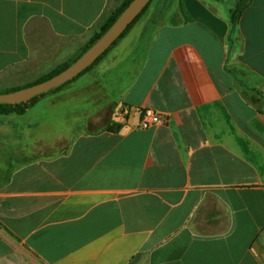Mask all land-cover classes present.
Instances as JSON below:
<instances>
[{
	"label": "crops",
	"instance_id": "0c3cea01",
	"mask_svg": "<svg viewBox=\"0 0 264 264\" xmlns=\"http://www.w3.org/2000/svg\"><path fill=\"white\" fill-rule=\"evenodd\" d=\"M246 1L233 25L240 0H154L29 109L17 145L56 151L9 162L0 264H264V0ZM121 2L0 0V77L74 59Z\"/></svg>",
	"mask_w": 264,
	"mask_h": 264
},
{
	"label": "rangeland",
	"instance_id": "374dc122",
	"mask_svg": "<svg viewBox=\"0 0 264 264\" xmlns=\"http://www.w3.org/2000/svg\"><path fill=\"white\" fill-rule=\"evenodd\" d=\"M121 4L122 2L120 5ZM120 5H118V7ZM70 61H73V59ZM51 70L53 69L43 68L37 63V61L29 62L22 67L14 68L4 76L0 77V92L12 88L24 87L34 83ZM41 116H43L42 111L36 113L32 110H28L22 116H0V184L4 182L6 176H8L15 166V164L9 163L11 160L16 159L19 161L20 159H34L43 155H52L56 151L55 149L40 148L38 145L36 148H31L28 152L17 145L21 144L28 147L34 145L35 132L28 131V125L32 124L33 121L38 120ZM13 124L18 126L14 130H19V132L9 131L8 133L5 127L12 126ZM22 129L23 131H21ZM21 135L24 136V138H20Z\"/></svg>",
	"mask_w": 264,
	"mask_h": 264
},
{
	"label": "water",
	"instance_id": "95a60500",
	"mask_svg": "<svg viewBox=\"0 0 264 264\" xmlns=\"http://www.w3.org/2000/svg\"><path fill=\"white\" fill-rule=\"evenodd\" d=\"M152 0H133L107 32L67 69L53 78L15 92L0 94V104H21L76 78L100 58Z\"/></svg>",
	"mask_w": 264,
	"mask_h": 264
},
{
	"label": "trees",
	"instance_id": "16d2710c",
	"mask_svg": "<svg viewBox=\"0 0 264 264\" xmlns=\"http://www.w3.org/2000/svg\"><path fill=\"white\" fill-rule=\"evenodd\" d=\"M133 0H123L122 4L115 8L114 10H111L106 14V16L102 19L100 24L98 25L97 29L95 30L93 36L91 37L90 41L83 47L82 51L73 59V61H68L66 63H63L59 65L58 67L54 68L47 74L43 75L40 77L36 82L31 83L27 86L24 87H18V88H12L9 90H6L4 92H0V94H6V93H11L18 91L20 89H25L27 87L36 85L38 83L47 81L54 76L58 75L65 69H67L70 65H72L84 52H86L91 46H93L106 32L107 30L115 23V21L119 18V16L123 13V11L129 6V4ZM152 2V1H151ZM151 2L146 6V8L143 10V12L135 19V21L126 29V31L120 36V38L100 57L98 58L89 68H87L83 73L78 75L76 78L68 81L67 83L58 86L56 88L51 89L47 93H43L41 95H38L31 99L28 102L21 103V104H0V116H22L24 115L30 108L34 107L35 104L45 95L49 93H54L62 90L65 86L69 85L72 83L74 80L78 79L85 73L89 72L91 69H93L95 66L99 64V62L118 44V42L126 36V34L131 30V28L134 26V24L143 16V14L147 11L149 8ZM247 7V1L246 0H240L238 3L235 11L233 12V17H232V24H236L241 17L244 9ZM112 129V128H111Z\"/></svg>",
	"mask_w": 264,
	"mask_h": 264
},
{
	"label": "built area",
	"instance_id": "2783aa9c",
	"mask_svg": "<svg viewBox=\"0 0 264 264\" xmlns=\"http://www.w3.org/2000/svg\"><path fill=\"white\" fill-rule=\"evenodd\" d=\"M161 121L162 117L160 115L154 114L151 110H146L141 126L142 128H149L154 124L161 123Z\"/></svg>",
	"mask_w": 264,
	"mask_h": 264
}]
</instances>
